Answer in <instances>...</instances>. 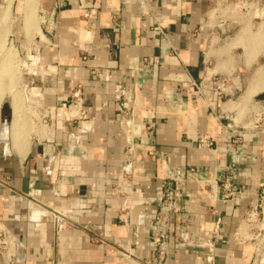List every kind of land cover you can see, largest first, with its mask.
<instances>
[{"label":"crops","instance_id":"0c3cea01","mask_svg":"<svg viewBox=\"0 0 264 264\" xmlns=\"http://www.w3.org/2000/svg\"><path fill=\"white\" fill-rule=\"evenodd\" d=\"M263 9L46 0L31 89L41 114L18 137L11 116L0 143V264H156L165 182L180 198L163 264H264Z\"/></svg>","mask_w":264,"mask_h":264},{"label":"rangeland","instance_id":"374dc122","mask_svg":"<svg viewBox=\"0 0 264 264\" xmlns=\"http://www.w3.org/2000/svg\"><path fill=\"white\" fill-rule=\"evenodd\" d=\"M45 1L46 0L31 1L33 19L25 25L23 22L24 10H21L24 0L12 1L13 3L7 15L8 19L5 17L6 20L3 19V11L5 8L4 0H0V33L3 34L0 35V70L3 64L7 62L10 66L7 63L5 66L7 65V68L8 66L12 68L11 76H13V78H11V76L7 74L4 75L3 78H0V110L3 104H9L12 108L11 105H13L14 102L12 99L17 96L16 98L19 100L15 99L19 101V103L16 102L19 109L16 108L17 112H14L15 110L13 112L14 114L16 113L15 115H18L15 116L12 114L11 110L13 120L18 117V123H16L14 128L16 131L13 129L16 136L21 135V132L26 128L29 130V128L34 126V119L32 118L37 114L35 108L36 100L31 93L35 75L38 73L35 58L36 39L34 37V32L39 30L38 27L39 24H41L40 21H42V19H40V10ZM261 13H264V9L261 10ZM1 20L5 21L3 22ZM27 31L28 33H25ZM2 40H4V48L1 47ZM5 48H10V52L5 53ZM14 94H16V96ZM8 135L9 131L7 136Z\"/></svg>","mask_w":264,"mask_h":264},{"label":"built area","instance_id":"2783aa9c","mask_svg":"<svg viewBox=\"0 0 264 264\" xmlns=\"http://www.w3.org/2000/svg\"><path fill=\"white\" fill-rule=\"evenodd\" d=\"M80 4L84 7L91 4L92 0H79ZM36 113L39 116L41 114V110L39 109L37 103H35ZM121 117L119 120V125L125 130H130L133 123V113L132 110L128 109L125 104L121 106ZM131 149V146H129ZM180 198V192L176 185H172L171 182H165L163 185V191L161 195V201L159 206V211L155 215L153 219V245L154 250L157 254V263L163 264L166 256H167V248L169 245V232H170V223L177 212L176 205ZM259 206H253L246 215V224L247 227L252 231L255 241L257 237L260 236L261 230L257 227L259 221ZM184 232L179 234V241L183 244L184 240ZM0 246L1 248H5L7 246V238L2 231H0Z\"/></svg>","mask_w":264,"mask_h":264},{"label":"bare ground","instance_id":"6f19581e","mask_svg":"<svg viewBox=\"0 0 264 264\" xmlns=\"http://www.w3.org/2000/svg\"><path fill=\"white\" fill-rule=\"evenodd\" d=\"M12 1H13V0H6V1H5V8H4V11H3V17H4L3 19H5V20H6V18L8 19L7 15H8V13H9V9H10V7H11V3H12ZM31 1H32V0H31ZM31 1H30V0H24V6H25V7H24V17H23L24 19H23V22H24L25 25H27V23H28V22H31V20L33 19V8L31 7V5H32ZM5 17H6V18H5ZM5 20H4V21H5ZM1 21H3V20H1ZM4 21H3V22H4ZM3 22H2V23H3ZM0 35H3V34L0 33ZM4 35H5V34H4ZM1 44H2L1 47L4 48V40H2ZM9 52H10V48H5V53H9ZM7 60H8V59H7ZM6 63H7V62H6ZM6 63H5V64H6ZM5 64H3V67H2L1 70H0V78H1V77L3 78V76H4V75H7V74H9V75L11 76V69H12V68L9 67L10 65H9L8 63H7V64H8L9 66H8V68H7V65L5 66ZM12 67H13V66H12ZM6 68H7V69H6ZM13 72H14V71H13ZM259 76H260V74L256 73V74L254 75V77L252 78V87H253V86H256L257 81H258V77H259ZM11 78H13V76H11ZM4 79H5V77H4ZM12 80H13V79H12ZM1 82H2V81H1ZM5 82H6V81H5ZM11 82H12V81H11ZM11 82H10V83H11ZM2 83H3V82H2ZM9 90H10V89H9ZM14 95L16 96V94H14ZM16 97H17V96H16ZM16 97H14V99H12V100L14 101V102L12 101V102H13V105H11V106H12V108H11V110H12V114H14V112H17V109H16V108H18L16 102L19 103V101H18L19 99L16 98ZM15 98L18 99V100L16 101ZM12 102H11V103H12ZM18 109H19V108H18ZM14 110H15V111H14ZM13 111H14V112H13ZM15 114H16V113H15ZM15 114H14V115H15ZM17 115H18V114H17ZM17 115H15V116H17ZM15 116H14V117H15ZM16 119H17V120H16ZM16 119L13 120V129L15 128L16 123H18V117H16ZM13 129H12V130H13ZM12 130H11V131H12ZM14 131H15V130H14ZM13 134H14V133H13ZM13 134H12V135H13ZM17 137H18V135H17ZM17 137H16V138H17ZM14 139H15V137H14ZM16 140H17V139H16Z\"/></svg>","mask_w":264,"mask_h":264},{"label":"water","instance_id":"95a60500","mask_svg":"<svg viewBox=\"0 0 264 264\" xmlns=\"http://www.w3.org/2000/svg\"><path fill=\"white\" fill-rule=\"evenodd\" d=\"M11 121V107L9 104H3L0 110V143L4 144L7 141L9 124Z\"/></svg>","mask_w":264,"mask_h":264}]
</instances>
